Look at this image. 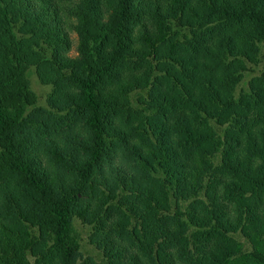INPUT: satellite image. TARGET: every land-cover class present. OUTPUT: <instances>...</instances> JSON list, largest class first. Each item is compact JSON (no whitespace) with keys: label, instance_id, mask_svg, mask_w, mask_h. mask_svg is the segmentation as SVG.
<instances>
[{"label":"trees","instance_id":"obj_1","mask_svg":"<svg viewBox=\"0 0 264 264\" xmlns=\"http://www.w3.org/2000/svg\"><path fill=\"white\" fill-rule=\"evenodd\" d=\"M263 44L264 0H0V264H264Z\"/></svg>","mask_w":264,"mask_h":264},{"label":"rangeland","instance_id":"obj_2","mask_svg":"<svg viewBox=\"0 0 264 264\" xmlns=\"http://www.w3.org/2000/svg\"><path fill=\"white\" fill-rule=\"evenodd\" d=\"M69 38L72 42L70 51L68 52L67 56L70 58H76L77 57V51H76V44H77V37L74 33L69 32ZM264 64V44L261 46V58L260 63L257 67H251V70L259 72L264 67H259L260 65ZM255 69V70H254ZM252 75L248 74V77H251ZM28 79L30 81L31 89L34 91L37 97V105L41 107H46V96L50 92V87L44 86L40 84V82L35 77L34 73L29 72L28 73ZM248 79V78H247ZM242 89H245L244 86H239L236 94L238 95ZM74 228L76 233H78L80 238V245L81 250L85 256H92L98 259L100 258V255L95 251L93 247H91L88 244V234H89V228L82 225L81 222L76 221L74 223ZM235 240L237 241V244L242 245L245 250H252L251 245L248 243V241L245 240V238L242 236L241 233H237L234 235Z\"/></svg>","mask_w":264,"mask_h":264}]
</instances>
